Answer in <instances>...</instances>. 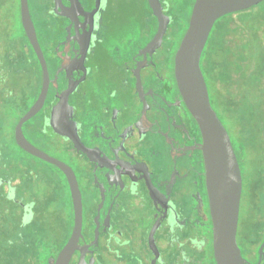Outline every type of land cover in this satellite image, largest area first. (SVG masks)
I'll list each match as a JSON object with an SVG mask.
<instances>
[{
	"label": "flooded vegetation",
	"instance_id": "1",
	"mask_svg": "<svg viewBox=\"0 0 264 264\" xmlns=\"http://www.w3.org/2000/svg\"><path fill=\"white\" fill-rule=\"evenodd\" d=\"M28 1L50 82L43 106L22 128L77 176L82 236L70 264H217L203 135L175 71L181 1L159 0L168 17L160 41L154 38L161 20L150 0H37V17ZM19 14L20 24L0 17V104L8 90L20 92L15 127L37 101L45 75L20 0ZM70 87L68 104L55 109ZM13 137L15 151L32 155L17 143L15 129ZM250 153L236 152L243 176L237 242L244 264H264V179L248 177ZM16 163V201L29 214L41 179L25 160ZM54 166L68 184L73 230L70 186Z\"/></svg>",
	"mask_w": 264,
	"mask_h": 264
},
{
	"label": "trees",
	"instance_id": "2",
	"mask_svg": "<svg viewBox=\"0 0 264 264\" xmlns=\"http://www.w3.org/2000/svg\"><path fill=\"white\" fill-rule=\"evenodd\" d=\"M255 7L219 19V28L212 30L203 52L201 67L211 103L232 137L239 157H247L249 152L254 155L248 177L264 179V1ZM188 24L189 21L186 27ZM3 147L5 152L15 151L12 146ZM24 155L19 158L25 160ZM16 158L15 161L7 158V165L0 158V176L9 182L17 176ZM30 162L27 165L32 169ZM51 176L55 183L65 184L68 189L66 181L62 183L56 174ZM36 194V199L29 198L32 207L29 214L20 212L17 196L15 199L6 196L4 203L0 198V213H5V217H0V264H49V259L63 246L54 232L59 229L52 228L45 219L49 209H53L50 205L55 199L54 191L41 205L39 189Z\"/></svg>",
	"mask_w": 264,
	"mask_h": 264
},
{
	"label": "water",
	"instance_id": "3",
	"mask_svg": "<svg viewBox=\"0 0 264 264\" xmlns=\"http://www.w3.org/2000/svg\"><path fill=\"white\" fill-rule=\"evenodd\" d=\"M264 0H195L186 32L176 52L175 71L183 99L197 119L203 135L207 189L213 223V246L217 264H244L237 230L243 176L231 136L214 109L201 59L215 23L223 16L249 9ZM154 13L161 20L155 41H160L167 28L168 17L159 0H150ZM22 24L44 67V84L37 101L20 118L15 127L17 143L30 154L56 165L67 177L74 204V227L67 243L49 264H70L74 252L80 247L82 236V195L77 176L70 165L53 157L32 144L23 132V124L36 115L44 104L49 88V73L40 48L37 32L30 14L29 1L20 0ZM71 87L60 96L55 109L68 104ZM75 140V138H73ZM154 228L151 234H153Z\"/></svg>",
	"mask_w": 264,
	"mask_h": 264
},
{
	"label": "rangeland",
	"instance_id": "4",
	"mask_svg": "<svg viewBox=\"0 0 264 264\" xmlns=\"http://www.w3.org/2000/svg\"><path fill=\"white\" fill-rule=\"evenodd\" d=\"M181 1V6L180 8V13H179V22L183 23V36L186 32V24L188 18L190 19V15L192 12V2L193 0H180ZM31 7L34 9V15L35 17L38 16V9H37V0H30ZM0 17L5 15L8 17V20H12V18H17L18 23L20 24V14H19V0H0ZM251 10H255L256 7L253 6L249 8ZM190 12V14H189ZM237 13V14H236ZM234 14L238 15V12ZM181 14V15H180ZM233 14V13H232ZM8 15V16H7ZM38 22V19L36 20ZM219 20L215 23L214 28L218 29L219 28ZM20 26V25H19ZM186 28V29H185ZM213 28V29H214ZM21 32H23L21 26H20ZM185 30V31H184ZM14 84V82L12 81ZM8 93L5 102L0 104V148L4 150L3 146H12L15 148V142L13 139L14 135V129H15V124L17 122L18 117L21 114V110L23 108L20 107V105L16 102L15 100L20 97V92L15 93L11 89L7 91ZM12 152H2V155H0L1 159L3 160L4 165H7V158L12 159V161H15L14 159H20L19 156L20 154L17 151ZM8 153V154H7ZM19 154V155H18ZM24 155V154H23ZM25 156V155H24ZM13 157V158H12ZM25 160L29 163L31 161V164H34L33 166V171L38 172V178L41 183V191H40V198L38 201L39 205L45 203L47 201V195L50 196V194L54 191V200L51 201V207L53 209H49V215L47 216L46 221L47 223L53 228L56 227L59 229V231L55 230V235L59 238L60 244H64V242L68 241L71 231H72V207H71V199L68 194L67 189L65 190V187L62 186V184L56 182L53 180L51 174H56V171H58L53 165L47 164L45 162H42L38 159H34L31 156H25ZM22 158V157H21ZM38 168H37V167ZM3 175V174H2ZM59 177V176H58ZM3 176H0V198L2 202L4 203L5 199L8 196L9 198L15 199V191L13 187L15 186V181L9 182L7 185L2 181ZM1 202V201H0ZM262 203L264 204V198L262 197ZM246 209V207H245ZM53 210V211H52ZM245 211V210H244ZM243 208L241 210V214L243 215ZM5 217V213L1 211L0 217ZM70 217V219H69ZM43 219V218H41ZM60 235V236H59ZM66 243V242H65ZM65 245V244H64ZM62 249V248H61ZM192 252V251H191ZM194 254L197 255V257L200 258L201 255L204 254V252H197L194 251ZM208 258H206L207 260ZM205 264H210L208 262H205Z\"/></svg>",
	"mask_w": 264,
	"mask_h": 264
}]
</instances>
